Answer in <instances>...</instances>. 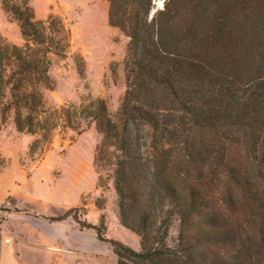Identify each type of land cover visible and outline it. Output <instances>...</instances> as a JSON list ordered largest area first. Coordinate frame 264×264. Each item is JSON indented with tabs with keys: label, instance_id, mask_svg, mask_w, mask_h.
Masks as SVG:
<instances>
[{
	"label": "trees",
	"instance_id": "trees-1",
	"mask_svg": "<svg viewBox=\"0 0 264 264\" xmlns=\"http://www.w3.org/2000/svg\"><path fill=\"white\" fill-rule=\"evenodd\" d=\"M162 1L107 0L109 26L129 39L111 116L98 98L45 110L41 89H53L69 31L53 15L36 20L27 0H2L24 44L0 45V121L12 110L18 132L38 135L31 154L57 122L77 133L95 124L96 163L112 165L119 220L140 252L71 210L53 220L94 229L117 264H264V0Z\"/></svg>",
	"mask_w": 264,
	"mask_h": 264
},
{
	"label": "rangeland",
	"instance_id": "rangeland-1",
	"mask_svg": "<svg viewBox=\"0 0 264 264\" xmlns=\"http://www.w3.org/2000/svg\"><path fill=\"white\" fill-rule=\"evenodd\" d=\"M25 0H7L21 6ZM0 0V45L24 44L17 23ZM36 20L53 15L69 31L63 58L52 57V90L41 89L47 112L102 99L113 116L126 91L124 60L129 39L109 26L107 0H27ZM163 7L155 0V10ZM154 12V11H153ZM8 98V96H7ZM1 116V115H0ZM14 113L0 121V264H117L109 244L91 227L104 223L106 239L140 252V237L119 220L112 165L96 163L102 136L94 123L78 133L57 122L51 140L31 154L38 135L20 133ZM179 222L171 220L166 244L173 247Z\"/></svg>",
	"mask_w": 264,
	"mask_h": 264
}]
</instances>
